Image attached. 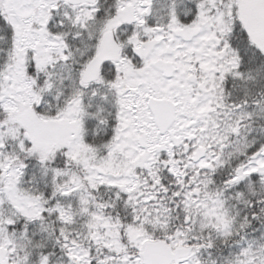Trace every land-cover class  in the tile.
I'll list each match as a JSON object with an SVG mask.
<instances>
[{"label":"snow or ice","instance_id":"snow-or-ice-1","mask_svg":"<svg viewBox=\"0 0 264 264\" xmlns=\"http://www.w3.org/2000/svg\"><path fill=\"white\" fill-rule=\"evenodd\" d=\"M0 264H264V0H0Z\"/></svg>","mask_w":264,"mask_h":264}]
</instances>
